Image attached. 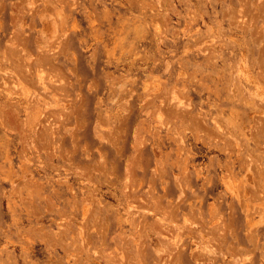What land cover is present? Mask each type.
<instances>
[{
    "label": "rangeland",
    "instance_id": "1",
    "mask_svg": "<svg viewBox=\"0 0 264 264\" xmlns=\"http://www.w3.org/2000/svg\"><path fill=\"white\" fill-rule=\"evenodd\" d=\"M0 264H264V0H0Z\"/></svg>",
    "mask_w": 264,
    "mask_h": 264
},
{
    "label": "bare ground",
    "instance_id": "2",
    "mask_svg": "<svg viewBox=\"0 0 264 264\" xmlns=\"http://www.w3.org/2000/svg\"><path fill=\"white\" fill-rule=\"evenodd\" d=\"M263 2V1H262Z\"/></svg>",
    "mask_w": 264,
    "mask_h": 264
}]
</instances>
